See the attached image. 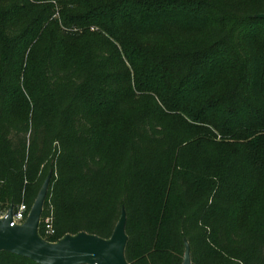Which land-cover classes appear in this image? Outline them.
I'll return each instance as SVG.
<instances>
[{
	"label": "trees",
	"instance_id": "1",
	"mask_svg": "<svg viewBox=\"0 0 264 264\" xmlns=\"http://www.w3.org/2000/svg\"><path fill=\"white\" fill-rule=\"evenodd\" d=\"M39 2L51 14L61 4L67 27L107 32L136 71L139 90L157 95L162 106L123 89L120 50L94 33L80 48L65 40L45 46L39 67H28L40 87L30 95L32 111L16 114L15 104L26 99L25 53L31 49V63L51 18L37 20L36 30L16 15ZM22 3L2 12L0 27L2 208L26 197L29 213L53 172L39 230L49 242L83 232L110 239L125 209L130 264H183L186 240L193 264H264V210L258 229L238 224L251 208L245 204L255 190L250 175L264 178V20L256 18L264 0ZM180 20L186 41L155 52L134 46ZM141 55L152 57L148 82L138 80ZM112 114L109 136L99 120ZM51 215L55 234L48 237L44 221ZM0 264L36 263L4 251Z\"/></svg>",
	"mask_w": 264,
	"mask_h": 264
},
{
	"label": "rangeland",
	"instance_id": "2",
	"mask_svg": "<svg viewBox=\"0 0 264 264\" xmlns=\"http://www.w3.org/2000/svg\"><path fill=\"white\" fill-rule=\"evenodd\" d=\"M22 5H24L22 3V0H0V27L2 23L5 21L4 13L6 11L17 9V7L22 6ZM55 7L56 9H54L55 11H54V14L52 13L53 14L52 15L50 11L46 8V3H42V2L34 3V7H32L30 11H28L27 13L25 11H21L19 15H16V17L18 16L17 19L23 22L26 25V27L33 25L32 29L36 28V30H37V26L35 23L38 22L37 20L51 17L49 21L45 24L44 30L47 28L45 32L43 30L40 33V35H42L44 32L42 36L43 42H41L42 44L36 48L35 55L31 63H28V55L31 49H28V51L25 53V57H24L25 61L23 64V71L21 72V75H20V81L22 82L21 87H22L23 92L26 95L25 97L26 99H23L24 102H18L17 104H15L14 107L16 108V112H15L16 114H19L20 116L24 117L29 114V111L30 112L32 111L33 104L31 103L32 100H31L30 95L33 96V93L39 92L40 87L39 85L34 86V83L38 82L37 81L38 77H36V73L34 72H33L34 75L31 74L32 72L28 70V67H29V64H31L32 69H36L39 67V65L42 63L43 53L46 49L45 46H48V48H50L52 44H55L56 46V45H59L60 41L65 40L69 45L72 44V46H74L75 48H80L81 47L80 41H85V39L88 37L87 36L88 34H94V33H102L106 38H108L113 43L115 47H117L120 50L121 58L120 57L117 58V60L119 59L121 61V63H118L119 70H120V73L124 75V78L127 79L125 82H123L124 83L123 89L124 90L131 89L133 93H135V96H137L138 99L140 98L141 101H144L153 107L157 105L159 107L162 106L160 99L158 98L157 95L150 93V92H141L139 90V88L137 87V78L135 74L136 71L131 66L126 55L122 52L121 46L114 38L109 36L107 32L101 30V28L98 26H92L89 29V33H86L87 32L86 28L80 27L79 25H74L73 27L65 26V23L63 22V16L66 15L67 11L63 9V11L66 12V13H63L61 4L55 3ZM69 8L71 10L80 9V7L74 8L73 6H69ZM85 10L86 9H83V12H85ZM55 21H58V24H59V27L57 26L58 28L56 26H52V25L50 26V23L55 22ZM183 25H184V20H180V22L176 24H173V23L168 24L166 27H164V32L161 33L160 36L151 38L147 40L146 43L144 44H142V42H137L134 44V46H138L143 49L155 52L160 49L163 43L186 41V38L189 36V33H187V30L183 27ZM77 33H78V36L82 37L81 39L77 41L74 38L68 37L69 34H77ZM91 40H96V36L92 37ZM36 43L37 42H35L34 45ZM107 49L111 51L109 47ZM112 51H113V48H112ZM141 58L143 60L141 63H139L138 70H137V73L139 74L138 80L140 82L145 81V80L146 82H148L150 77L153 80L154 77H153L152 69H154L153 68L154 66H152V63H151L152 57L151 56L145 57L141 55ZM127 70L131 73V76L130 74L128 76ZM130 78H131V82H130ZM27 83H30V85L28 86ZM127 96L129 97L130 94ZM28 106L30 107V110ZM167 113H168L167 115L175 114V113H170V112H167ZM105 117L106 116H103V118L99 120V123H101L105 127L107 134L111 136V132H112L111 129L113 128V124L115 123V117L113 114L108 119H106ZM164 121L170 125L178 124L175 118L168 117V116L165 117ZM217 138L219 140L221 139L220 136H218ZM249 183L251 187L254 188L255 190L253 189L254 190L253 196L250 197L248 200H246L245 204H249L251 208L249 209V211H246L244 216L238 219V224L244 225V227H247V228H251L252 225L255 224L258 229L260 225L259 224L260 215L262 211L264 210V178H261L260 176H257V175H250ZM22 203L26 204L28 207L26 197L23 199ZM51 212L53 213V207L51 208ZM48 220L52 222L53 224L52 215L50 217H47L44 222Z\"/></svg>",
	"mask_w": 264,
	"mask_h": 264
},
{
	"label": "water",
	"instance_id": "3",
	"mask_svg": "<svg viewBox=\"0 0 264 264\" xmlns=\"http://www.w3.org/2000/svg\"><path fill=\"white\" fill-rule=\"evenodd\" d=\"M256 18L264 20V14ZM53 176L51 172L43 184L25 223L12 226L14 205L0 218V252L27 258L36 264H130L126 258L129 237L125 209L110 239L85 232L67 235L55 243L41 237L39 230ZM185 245L183 264H193L187 240Z\"/></svg>",
	"mask_w": 264,
	"mask_h": 264
},
{
	"label": "built area",
	"instance_id": "4",
	"mask_svg": "<svg viewBox=\"0 0 264 264\" xmlns=\"http://www.w3.org/2000/svg\"><path fill=\"white\" fill-rule=\"evenodd\" d=\"M8 210H5L2 208L1 203H0V218H3L6 216ZM28 207L26 204L22 203L15 207V212L13 216V224L12 226L15 225H22L25 223L27 217H28ZM45 229H46V235L48 237L53 236L55 234V230L53 228L52 222L49 220L45 222ZM47 240V239H45Z\"/></svg>",
	"mask_w": 264,
	"mask_h": 264
}]
</instances>
